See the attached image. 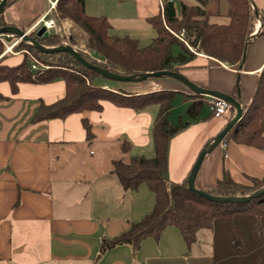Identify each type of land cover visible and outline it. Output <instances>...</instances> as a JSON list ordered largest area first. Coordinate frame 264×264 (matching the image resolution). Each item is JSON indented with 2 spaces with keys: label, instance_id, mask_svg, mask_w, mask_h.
<instances>
[{
  "label": "crops",
  "instance_id": "obj_1",
  "mask_svg": "<svg viewBox=\"0 0 264 264\" xmlns=\"http://www.w3.org/2000/svg\"><path fill=\"white\" fill-rule=\"evenodd\" d=\"M84 1L86 13L107 17L113 35L134 38L141 47L156 36L148 18L162 14L159 0H92V5ZM253 2L257 18L240 69L202 53L181 68L191 82L234 97L238 94L242 104L250 98L264 63V0ZM11 59L17 61V57ZM143 83L126 88L177 90L170 111L177 95L184 106L190 104L188 99L192 101L187 96L191 90L175 79ZM118 86L123 87L119 83L113 87ZM64 93L65 83L59 79L18 82L15 91L8 81H0V264L246 263L237 250L243 241L239 248H232L221 222V226L214 223L210 230H199L190 248L177 228L167 226L157 238L142 239L136 249L119 243L100 253L103 238L122 233L154 206V194L144 182L136 189H124L112 169L116 160L128 163L132 157H154L152 130L159 106L150 103L136 111L105 100L100 110L31 122L39 102H54ZM205 96L200 115L195 119L187 113L183 118L179 115L188 124L168 140L166 176L171 181L188 176L201 148L235 113L232 108L220 117L208 115L210 96ZM83 119L90 125L89 137ZM221 142H226L225 149L219 143L202 160L194 181L197 188L215 186L224 169L236 183L245 185L251 184V177L264 176V149ZM252 225L248 226L251 243L263 247Z\"/></svg>",
  "mask_w": 264,
  "mask_h": 264
},
{
  "label": "trees",
  "instance_id": "obj_2",
  "mask_svg": "<svg viewBox=\"0 0 264 264\" xmlns=\"http://www.w3.org/2000/svg\"><path fill=\"white\" fill-rule=\"evenodd\" d=\"M55 7L56 19L70 21L85 34V45L93 53L89 55L81 50L77 52L89 62L121 75L161 70L181 73V68L194 59L197 53L236 69L254 32L257 18L253 0H181L179 8L173 1H165L162 14L148 18L156 36L149 44L141 47L134 38L111 34L107 17L86 13L84 0H56ZM43 14H38L34 20L20 28L26 31ZM0 25L15 24L6 21L1 14ZM260 32L261 27L257 34ZM29 35L42 45L61 42L52 33L38 37L34 31ZM13 37L18 39L15 35ZM71 39L74 40V37ZM173 47L177 48L176 52H173ZM3 49L0 42V81H8L12 91L16 90L18 82L46 83L59 79L65 83L64 95L48 104L39 102L31 122L63 118L83 110H100L102 101L105 100L136 111L150 103L159 106L152 130L154 157H132L128 163L116 160L112 169L124 189H136L144 182L154 194V206L140 220L130 222L122 233L112 238H103L100 253L119 243H129L136 249L142 239L149 236L157 238L167 226L177 228L186 248H190L197 239L198 231L212 229L215 221L222 223L231 247L239 248L242 240L233 224L238 215L256 218V223L251 228L252 233L261 240L264 239V193L245 203H217L191 191L187 185V177L178 182L167 178L168 140L188 124L180 117L175 124L168 119L177 90L135 92L120 86L106 87V82L111 80L84 67L70 54L41 53L20 39L13 47L17 54H2ZM8 55L17 57V61L8 63ZM30 55L42 64H49L50 68L31 71ZM187 94L192 101L186 113L190 119H195L203 108L201 99L206 96L192 91ZM230 109L231 106L227 110ZM208 115L212 116L211 113ZM82 123L89 137L90 125L86 119ZM229 140L264 149V63L251 96L244 104L242 117L229 129L222 141ZM249 180V185L236 183L224 169L215 186L205 191L216 196H241L264 185V176L251 177Z\"/></svg>",
  "mask_w": 264,
  "mask_h": 264
},
{
  "label": "water",
  "instance_id": "obj_3",
  "mask_svg": "<svg viewBox=\"0 0 264 264\" xmlns=\"http://www.w3.org/2000/svg\"><path fill=\"white\" fill-rule=\"evenodd\" d=\"M9 0H0V15L3 13L4 9L6 8ZM256 14V12H255ZM48 32H46V27L42 25L37 31L36 36L45 35ZM0 34H10L17 36L20 40H23L28 45L36 49L37 51L41 53H59V52H66L70 54L77 62H79L84 67L93 70L94 72L98 73L101 76H104L105 78L109 80H114L118 82H131V83H138L145 81L149 78H158L162 76H169L174 79L179 80L186 88L191 90L194 93H198L201 95H207L211 97H217L226 100L230 106L234 109V115L231 117L228 122L224 125V127L218 132L217 135H215L212 139L207 141L204 146L201 148L196 160L194 161L190 172L187 176V185L188 188L207 198L208 200H211L213 202L217 203H245L250 201L251 199L257 197L258 195H261L264 193V185L252 192H249L247 194L241 195V196H216L213 194L208 193L205 190L199 189L195 186V176L196 173L200 167V164L206 154L211 152L216 146L219 145V143L223 140L226 133L229 131V129L235 124L237 120H239L243 115V109L244 104L239 100L238 94L236 97L224 94L222 92H218L215 90H211L208 88L201 87L190 80H188L184 75H182L179 72L175 71H169V70H161V71H154V72H143L138 74H130V75H121L116 74L113 72H110L106 70L105 68L96 65L94 63L89 62L88 60L84 59L76 49H74L72 46L66 43H58L54 45H42L38 40L28 34V32L23 31L20 27L15 25H0ZM244 58V54H243ZM242 58V60H243ZM242 62V61H241ZM241 63L238 66V69H240Z\"/></svg>",
  "mask_w": 264,
  "mask_h": 264
},
{
  "label": "rangeland",
  "instance_id": "obj_4",
  "mask_svg": "<svg viewBox=\"0 0 264 264\" xmlns=\"http://www.w3.org/2000/svg\"><path fill=\"white\" fill-rule=\"evenodd\" d=\"M53 1V4L50 3V0H10L9 3L7 4L6 8L4 9L2 13V17L13 24H15L18 27H23L26 26L28 23L31 22V20H34V18L40 14V13H46L45 15V23L46 21H51V26L46 29V32L52 33L56 35V37L61 40L60 43H66L71 45L72 47L76 48V50H81L82 52L86 53L84 50L90 51L86 45V36L83 34L80 30H78L75 26L72 25V23L68 20H62L59 21L55 17L56 13V0H51ZM94 3H97V1H102V0H93ZM89 5H92V0H88ZM174 4L177 8H179V1L174 0ZM111 3L109 4L110 8ZM99 5H96L94 9H98ZM111 9V8H110ZM93 10V9H92ZM68 22V23H67ZM36 21L34 22L33 25L26 31L28 33H32L36 31L42 26V24H38L34 26ZM34 26V27H33ZM254 33V32H253ZM252 33V34H253ZM71 37H74V40L71 39ZM15 38L12 36L5 38V41L7 45H10ZM1 42V41H0ZM1 44L4 46L5 45L1 42ZM58 44V43H57ZM3 49V51H4ZM177 48L173 47V52H176ZM2 51V53H3ZM10 55H14L13 50ZM21 54V53H20ZM87 54V53H86ZM12 57L8 55V60L9 62H12ZM16 58L14 59V61ZM41 63V61H40ZM64 63V62H62ZM65 64V63H64ZM45 65V69L50 68L49 64L43 63ZM163 78V77H161ZM159 78H150L145 81H154ZM144 81L139 82V83H123V82H118V81H108L110 85H115L119 83V85L123 87H131V86H136L138 84H142ZM144 84V83H143ZM112 86V88H113ZM177 100L174 101L172 110L170 111L171 113L169 114L168 118L171 120L173 123L177 122L178 116L181 115L182 118L185 117L184 114L186 113L187 110V105L184 106V104L181 102V95H177ZM190 102L191 100L188 99ZM204 111L206 110L205 108L203 109ZM250 183V182H249ZM247 194V193H246ZM256 223V218L254 217H248V216H242L238 215L234 218L233 224L235 227V231L240 236V238L243 241V245L241 248L237 249L238 251H241L243 254V258L246 259L245 264H264V245L263 247L258 245V244H252V235L249 231V225L250 224H255ZM216 227L221 226L220 221L215 222ZM215 227V228H216ZM220 228V227H219ZM222 230V228H221ZM222 234V233H221ZM264 236V232H263ZM264 240V239H263ZM264 242V241H263Z\"/></svg>",
  "mask_w": 264,
  "mask_h": 264
},
{
  "label": "built area",
  "instance_id": "obj_5",
  "mask_svg": "<svg viewBox=\"0 0 264 264\" xmlns=\"http://www.w3.org/2000/svg\"><path fill=\"white\" fill-rule=\"evenodd\" d=\"M167 1H171V0H167ZM50 3L53 4V1L50 0ZM159 3H160V9L162 11V7H163L164 2H163V0H159ZM45 15H46V13H44L42 15V17H40L39 20L36 21L34 26H36L38 24H42L47 29L48 27L45 25V20H44ZM26 32H28V31H26ZM10 36H12V35L0 34V41L5 45V49H4L2 54L6 53V52L12 53V50H14L13 47L19 41V38H18V39H15L10 45H7L5 38L10 37ZM74 49H76V48H74ZM84 51L89 55L91 54L90 51H88V50H84ZM25 52L29 53L26 50H25ZM12 54H17V52L13 51ZM29 68L31 71H34V70H39V69H45L46 67H45V65L40 63L35 57L30 55ZM207 106H208L209 112L212 114L213 117H220L226 112V110L229 108L230 104L224 99L210 96V99L208 100ZM220 146L222 149H225L226 148V142H220ZM223 155L226 156V153L224 152Z\"/></svg>",
  "mask_w": 264,
  "mask_h": 264
},
{
  "label": "bare ground",
  "instance_id": "obj_6",
  "mask_svg": "<svg viewBox=\"0 0 264 264\" xmlns=\"http://www.w3.org/2000/svg\"><path fill=\"white\" fill-rule=\"evenodd\" d=\"M45 25L48 26V27H50L51 21H46Z\"/></svg>",
  "mask_w": 264,
  "mask_h": 264
}]
</instances>
